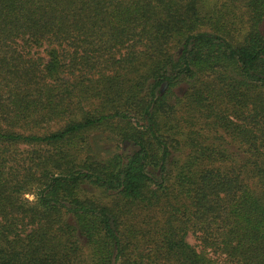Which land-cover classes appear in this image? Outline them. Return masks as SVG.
Wrapping results in <instances>:
<instances>
[{"label":"trees","instance_id":"16d2710c","mask_svg":"<svg viewBox=\"0 0 264 264\" xmlns=\"http://www.w3.org/2000/svg\"><path fill=\"white\" fill-rule=\"evenodd\" d=\"M0 264H264V0H0Z\"/></svg>","mask_w":264,"mask_h":264},{"label":"rangeland","instance_id":"374dc122","mask_svg":"<svg viewBox=\"0 0 264 264\" xmlns=\"http://www.w3.org/2000/svg\"><path fill=\"white\" fill-rule=\"evenodd\" d=\"M102 149H103V150H109V149H110L111 152L113 151L112 144H110V145H103V146H102ZM26 198H27L28 200H30V201H33V200L35 199V197H34L33 195H26ZM188 241H189L191 244H193V245L196 244V240H195V238H194L192 235H189V236H188Z\"/></svg>","mask_w":264,"mask_h":264}]
</instances>
